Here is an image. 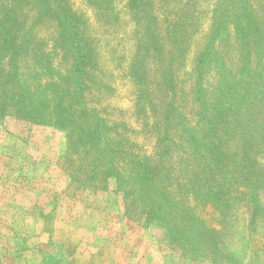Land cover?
<instances>
[{"label":"trees","instance_id":"16d2710c","mask_svg":"<svg viewBox=\"0 0 264 264\" xmlns=\"http://www.w3.org/2000/svg\"><path fill=\"white\" fill-rule=\"evenodd\" d=\"M22 2L36 21L56 24L68 61L57 79L19 76L18 57L39 41ZM197 2L168 0L170 11L159 16L162 4L128 0L136 38L128 64L136 109L150 120V153L124 122L88 105L95 50L64 0L0 2V115L62 132L65 152L89 167L81 185L99 175L106 191L113 181L123 215L161 229L180 259L264 264V0H212L202 45L192 49L203 17L191 9ZM228 25L234 36L225 53L216 41Z\"/></svg>","mask_w":264,"mask_h":264},{"label":"rangeland","instance_id":"374dc122","mask_svg":"<svg viewBox=\"0 0 264 264\" xmlns=\"http://www.w3.org/2000/svg\"><path fill=\"white\" fill-rule=\"evenodd\" d=\"M1 1L17 6L16 0ZM154 1L162 4L157 15L170 11L168 0ZM64 2L81 17V30L95 50L97 83L87 95L88 105L102 109L109 122H124L133 141L150 153L152 135L145 130L150 120L136 109L128 64L136 46L128 0ZM210 2L191 6L203 16L192 49L202 45ZM22 11L39 41L30 54L18 57L20 78L33 83L57 79L68 61L56 24L48 18L36 21V10L24 4ZM227 27L216 41L225 53L234 36L233 27ZM88 173L86 160L65 152L62 132L0 115V264H190L165 245L161 229L123 215L113 181L108 180L106 191L99 189V175L81 185Z\"/></svg>","mask_w":264,"mask_h":264}]
</instances>
